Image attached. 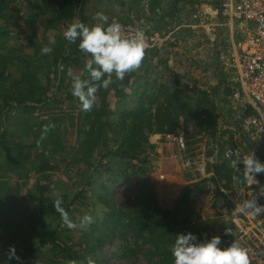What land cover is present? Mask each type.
<instances>
[{
  "label": "rangeland",
  "instance_id": "obj_1",
  "mask_svg": "<svg viewBox=\"0 0 264 264\" xmlns=\"http://www.w3.org/2000/svg\"><path fill=\"white\" fill-rule=\"evenodd\" d=\"M84 1L0 0L1 20L12 22L0 23V58L5 53L11 62L0 61L2 87L23 83L35 101L41 92L31 83L38 81L49 87L42 99H53L27 114L25 140L14 145L12 178L20 195L0 204V217H9L0 218V264H22L26 250L46 237L23 264H86L89 257L94 264H173L172 244L185 233L221 236L223 246L236 241L246 250L264 227V213L241 214L235 207L251 197L264 205V175L257 174L260 186H248L230 162L251 152L264 162V153L240 133L242 111L231 101L234 74L218 61L221 31L192 18L222 0H154L155 7H84ZM70 5H78L79 21L89 27L119 23L127 35L143 30L150 46L123 81L107 77L111 82L98 88L87 112L71 94L73 78H88L89 58L79 40L64 39L73 20H61L54 31L37 27L40 18L61 16ZM65 43L59 74L53 62ZM8 92L0 91V111ZM233 147L239 158H225ZM57 197L73 223L84 215L92 223L68 228L53 209ZM156 208L170 212L162 217Z\"/></svg>",
  "mask_w": 264,
  "mask_h": 264
},
{
  "label": "clouds",
  "instance_id": "obj_2",
  "mask_svg": "<svg viewBox=\"0 0 264 264\" xmlns=\"http://www.w3.org/2000/svg\"><path fill=\"white\" fill-rule=\"evenodd\" d=\"M64 39L70 44L79 40L78 49L89 57L85 65L88 78L75 77L71 85V94L78 99L81 110L85 112L93 108L98 88H106L111 82L107 77L114 74L116 80L123 81L127 73L140 67L147 47L141 31L127 35L119 23L107 27L100 25L89 27L77 21L64 32ZM42 51L48 54L52 49L46 46ZM230 165L248 186H260L256 177L257 174L264 175V162H261L254 153L251 152L240 159H232ZM240 165L243 166L242 169ZM260 187L261 195H264V186ZM53 209L60 213L63 222L70 229L92 223L90 215H84L79 225L73 223L62 207V200L59 197L54 200ZM235 211L257 216L264 213V205L258 204L256 197L246 198L236 205ZM225 234L229 232L225 230ZM9 251L14 257L15 250L10 248ZM171 253L173 264H249L246 250L236 241L223 246L221 236L199 239L194 233L177 234ZM86 264H94V261L90 257L86 258Z\"/></svg>",
  "mask_w": 264,
  "mask_h": 264
},
{
  "label": "built area",
  "instance_id": "obj_3",
  "mask_svg": "<svg viewBox=\"0 0 264 264\" xmlns=\"http://www.w3.org/2000/svg\"><path fill=\"white\" fill-rule=\"evenodd\" d=\"M192 18L201 27L212 24L219 31L228 30L229 36L221 41L230 47L218 49V61L234 74L231 101L242 111L240 133L245 143L264 153V0H222L217 7L201 8ZM137 31L143 33L146 50L150 46L143 30L130 35ZM239 154V147H233L224 157L239 158ZM246 252L252 261H264V227L248 239Z\"/></svg>",
  "mask_w": 264,
  "mask_h": 264
},
{
  "label": "crops",
  "instance_id": "obj_4",
  "mask_svg": "<svg viewBox=\"0 0 264 264\" xmlns=\"http://www.w3.org/2000/svg\"><path fill=\"white\" fill-rule=\"evenodd\" d=\"M156 3L157 2L154 0L153 2L152 0H85L84 7H146V6L155 7ZM40 19H50V18L43 17ZM0 23L1 24L3 23L5 27L8 26V23L9 25L12 24V22H10V19H8L6 16L4 20H1V17H0ZM37 27L42 32L54 31V30H44L40 28L39 21L37 22ZM57 29H59V26L57 27ZM220 31L223 37V38L221 37V40L224 38L227 39V36H229L228 30L224 28L223 30H220ZM216 42L217 44L220 43L218 47L226 46V48L222 50L229 49L230 47L229 43H225L226 44L225 45L223 44V42H220V35L219 37H217ZM9 60L10 59L5 56V53H4V57L0 58V61H3V64L6 63L5 61H7L8 63H11ZM53 64H54V69H53V72H54L55 63ZM61 65L62 63H60V61L58 60V63H56V67L58 68L57 72L59 74H60L59 67ZM19 69L23 71L21 67ZM4 74L2 72V69L0 68V77ZM35 77H39V75L36 73ZM31 85L34 86L36 90L39 91V93L41 92V94L39 95V97L41 98L44 92H47V91L49 92L48 90L49 87L47 88L46 86L44 87V84H41L38 81H34L33 83H31ZM1 90H5L6 92L9 91L8 93L20 92V91H24V85L23 83H20L19 85H17V89H14L13 87L6 89V88H3L0 83V91ZM39 105L40 104H32L33 108L27 111L12 105L11 109L8 112H6V115L2 118L0 117V125H3V127H5V133H3L2 129L0 130V204L2 205L9 204L12 198L14 197L15 193L17 195V189H18L17 186H20V185H15L14 177L12 178V174L15 173L17 175L16 173L17 170L15 169L16 165L14 164L13 160L15 159V156L19 154V151L17 152V149H16L17 147L14 145L23 144L25 140L23 136V131L26 126V119L30 117L27 114H30V112H32L33 109H36L37 111V109L39 108L37 106ZM1 106H4V103H2ZM15 179L17 180V177H15ZM12 184H14L16 188L15 187L11 188ZM19 190H20V187H19ZM19 195L17 196L19 197ZM0 218L9 219L7 214H2V217Z\"/></svg>",
  "mask_w": 264,
  "mask_h": 264
},
{
  "label": "trees",
  "instance_id": "obj_5",
  "mask_svg": "<svg viewBox=\"0 0 264 264\" xmlns=\"http://www.w3.org/2000/svg\"><path fill=\"white\" fill-rule=\"evenodd\" d=\"M78 4V3H77ZM70 7H73V9H69V10H64V14L61 16H56L50 19H40L39 20V26L40 28L44 29V30H56L58 25L60 24L61 20H73L72 24H75L77 21H79V12H77L78 9V5L77 7L74 5H70ZM75 8V9H74ZM80 22V21H79ZM66 43L62 46V49L59 52V56L54 60L53 63H55V71L57 72L58 68L56 67V63H58V60L60 61V63H63L64 61H66V57L65 55V50L64 47H66ZM32 88H29L26 91H20L18 93H9L7 95L4 96V106H2L1 111H0V117H4L6 115V112H8L12 105L24 109V110H29L31 108H33L32 104H40L43 105L48 101H52L53 99H51V97L46 98V99H42L41 97H38L35 101L31 100L29 97V95L32 93ZM29 104V105H28ZM31 105V106H30ZM37 106V107H40ZM220 172V167L215 166L214 168V174L218 175ZM192 186L196 187L197 184H193ZM43 207H44V202L42 200H39L38 204H37V208H36V212L38 214L43 213ZM155 211L157 213H159L162 217H166L168 216L169 212L168 210H162L160 208H156ZM41 224L43 226V222L41 221ZM47 243V237L45 238H41L38 243H36L35 245H32L31 247H29L26 250V254L22 256L21 259V263L23 264L25 258L27 257V255H29L32 251H34L35 249H38L39 247L44 246ZM163 256L165 258H171V255L166 252L163 254ZM167 262V261H166ZM168 264L170 262H167Z\"/></svg>",
  "mask_w": 264,
  "mask_h": 264
}]
</instances>
